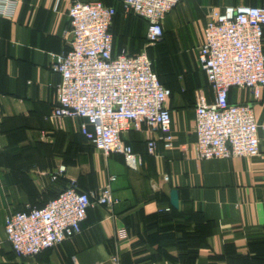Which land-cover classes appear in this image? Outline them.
<instances>
[{
    "label": "crops",
    "instance_id": "obj_1",
    "mask_svg": "<svg viewBox=\"0 0 264 264\" xmlns=\"http://www.w3.org/2000/svg\"><path fill=\"white\" fill-rule=\"evenodd\" d=\"M75 1L115 7L114 55L147 52L172 93V149L158 143L152 156L146 129L123 134L143 157L137 172L122 156L96 151L81 119H49L60 84L53 57L69 47L64 32ZM240 6L264 7V0H185L166 16L164 38L152 48L147 22L127 14L122 0H21L13 19L0 17V264H116L115 257L118 264H264V90L257 101L245 90L229 93L231 103L254 106L259 157L198 160L195 149L196 96L214 102L198 62L204 30L213 11ZM72 182L83 192L110 184L120 202L112 210L90 208L75 238L18 258L6 241L5 218L45 208Z\"/></svg>",
    "mask_w": 264,
    "mask_h": 264
},
{
    "label": "built area",
    "instance_id": "obj_2",
    "mask_svg": "<svg viewBox=\"0 0 264 264\" xmlns=\"http://www.w3.org/2000/svg\"><path fill=\"white\" fill-rule=\"evenodd\" d=\"M127 14L147 22V47L164 38L163 22L185 0H122ZM21 0H0V17L13 19ZM115 7L101 2H73L71 26L64 32L68 49L53 57L52 69L60 77L57 104L49 119H81V133L105 158L123 157L132 171L143 167L142 155L123 139L131 129H146L148 154L158 143L174 146L172 95L159 80L147 52L114 55L111 31ZM198 62L214 94L209 103L196 96L195 144L198 160L256 158L261 155L259 125L251 102L231 103L233 88L245 90L257 101L264 90V7L240 6L213 11L209 16ZM53 176L56 180L62 171ZM115 178H110L113 182ZM168 181L169 177L164 176ZM110 184L92 192L75 182L45 208L10 214L5 218L6 241L18 258H35L82 232L94 206L112 210L119 204ZM166 211H170L167 208ZM118 264L119 259L113 258Z\"/></svg>",
    "mask_w": 264,
    "mask_h": 264
},
{
    "label": "water",
    "instance_id": "obj_3",
    "mask_svg": "<svg viewBox=\"0 0 264 264\" xmlns=\"http://www.w3.org/2000/svg\"><path fill=\"white\" fill-rule=\"evenodd\" d=\"M171 196V205L178 209L179 208V192L177 190H172L170 192Z\"/></svg>",
    "mask_w": 264,
    "mask_h": 264
},
{
    "label": "trees",
    "instance_id": "obj_4",
    "mask_svg": "<svg viewBox=\"0 0 264 264\" xmlns=\"http://www.w3.org/2000/svg\"><path fill=\"white\" fill-rule=\"evenodd\" d=\"M116 15H117V14H116ZM229 101H230V99H229ZM93 148H94V147H93ZM67 187H68V186H67ZM67 187H66V188H67ZM66 188H65V189H66ZM65 189H64V190H65ZM60 193H61V192H60ZM60 193H59V194H60ZM59 194H58V195H59ZM57 197H58V196H57ZM169 208H170V211H166V209H163V210H161V212H162V213H169V212L172 211V208H171V207H169Z\"/></svg>",
    "mask_w": 264,
    "mask_h": 264
}]
</instances>
